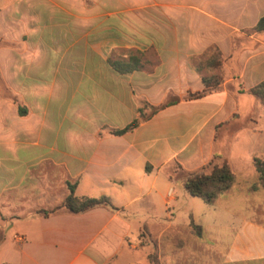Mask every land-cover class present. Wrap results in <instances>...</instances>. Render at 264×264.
I'll return each mask as SVG.
<instances>
[{"label":"crops","instance_id":"obj_1","mask_svg":"<svg viewBox=\"0 0 264 264\" xmlns=\"http://www.w3.org/2000/svg\"><path fill=\"white\" fill-rule=\"evenodd\" d=\"M262 17L264 0H0V264H150L151 240L190 219L229 233L224 263L264 264V184L250 188L264 118L242 122L238 99L264 80ZM130 57L140 66L129 72L111 64ZM210 75L214 89L185 97ZM173 98L109 133L140 100ZM228 120L241 126L216 139ZM215 153L235 179L208 204L180 190L175 163L192 171ZM68 182L117 208L37 212L60 204Z\"/></svg>","mask_w":264,"mask_h":264},{"label":"trees","instance_id":"obj_2","mask_svg":"<svg viewBox=\"0 0 264 264\" xmlns=\"http://www.w3.org/2000/svg\"><path fill=\"white\" fill-rule=\"evenodd\" d=\"M263 23L264 17L259 20L258 26H262ZM219 53L220 52L217 50L216 56H219ZM111 64L119 72H129L140 66L139 58L137 57H130L128 60L112 61ZM202 82L204 84V89L200 91L189 92L185 95V97H199L203 95L210 89H214L220 82V78L217 75L202 76ZM248 91L264 105V80L257 83ZM174 99L175 98L172 100H165L158 105H152L146 100H140L137 107L138 116L123 128L109 130V133L112 135H120L133 130L140 124V122L148 119L157 110L174 101ZM223 124L226 125L229 133H232L241 126V122L234 120H228L216 125V139L219 136V130ZM252 161L254 169L258 174V180L254 184L250 185V188L255 189L259 185L264 184V158L255 156L253 157ZM175 169L177 172V177L180 180L184 190L191 196L199 197L208 204L214 203L218 196L226 191L235 179V174L228 164L226 158L223 155L217 153L213 154L207 160V162L195 170H185L179 163H175ZM75 186L76 183L68 182V192L60 204L52 209H39L37 212L48 216L61 211L81 213L97 206H103L110 209L117 208L106 195H101L98 197L76 195ZM189 226L195 230L197 236H201V226L195 224L192 219H190ZM148 257L150 258L152 255H149Z\"/></svg>","mask_w":264,"mask_h":264},{"label":"rangeland","instance_id":"obj_3","mask_svg":"<svg viewBox=\"0 0 264 264\" xmlns=\"http://www.w3.org/2000/svg\"><path fill=\"white\" fill-rule=\"evenodd\" d=\"M248 31H251V29ZM237 40V37H232L231 43L233 44V41L237 43ZM238 99L242 122L253 125V122L246 118L247 116H250L249 114L253 113V111L256 115H259V111L262 110V117L264 118V105L260 102L257 103L255 97L251 93L247 91L241 92L238 94ZM254 102L257 104L254 105ZM245 177L249 179V175ZM177 188H180L178 184ZM243 189L244 187L237 186V191L244 193ZM180 190L186 192L183 187H181ZM190 198L196 199L198 197L191 196ZM198 200L201 199L198 198ZM196 210H198V208H196ZM201 235L203 240L201 239V241H197V237L200 236L196 235L195 230L191 226H180L177 228L171 226L167 229L165 239L160 241L151 240L155 249L148 254V256L152 255L150 258L147 256L148 262L150 264H226L223 261L224 246L226 245L224 241L229 233H226L224 241L219 234L209 232L204 233L201 230ZM146 237L147 236H144V238L140 239V244L149 243V240ZM153 238H155V236H153ZM175 243H178V245Z\"/></svg>","mask_w":264,"mask_h":264},{"label":"built area","instance_id":"obj_4","mask_svg":"<svg viewBox=\"0 0 264 264\" xmlns=\"http://www.w3.org/2000/svg\"><path fill=\"white\" fill-rule=\"evenodd\" d=\"M169 192H171V189L169 190Z\"/></svg>","mask_w":264,"mask_h":264}]
</instances>
